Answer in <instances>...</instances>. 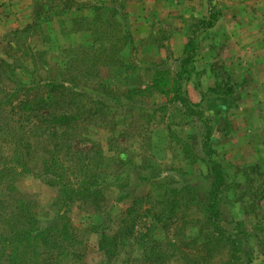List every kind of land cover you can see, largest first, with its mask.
<instances>
[{
    "label": "rangeland",
    "instance_id": "rangeland-1",
    "mask_svg": "<svg viewBox=\"0 0 264 264\" xmlns=\"http://www.w3.org/2000/svg\"><path fill=\"white\" fill-rule=\"evenodd\" d=\"M186 1L0 0V264L18 259L12 241L32 257L5 224L23 209L29 224H66L76 236L47 264H105L101 233L117 236L116 264H147L152 239L166 243L164 264H264V139L256 151L218 142L203 156L213 117L187 97L179 41L156 13L186 11ZM233 108L218 117L231 134L253 130L251 107ZM261 111L264 130V101ZM216 160L225 165L213 197L220 245L205 220Z\"/></svg>",
    "mask_w": 264,
    "mask_h": 264
},
{
    "label": "crops",
    "instance_id": "crops-1",
    "mask_svg": "<svg viewBox=\"0 0 264 264\" xmlns=\"http://www.w3.org/2000/svg\"><path fill=\"white\" fill-rule=\"evenodd\" d=\"M213 3L211 6L210 0H187L186 11L175 4L179 13L156 12L165 27L172 26V43L179 41L172 53L181 55L175 56L179 72L188 74L186 84H183L187 97L192 103L201 105L208 113L201 110L205 117H213L216 129L206 132L202 146L203 156L209 158L213 156L210 147L214 149L218 142L222 143V148L218 149L223 152L237 151L236 146L241 142V148L256 151L260 138L264 139V130H259L262 128L259 118L263 115L264 81H258V74L264 75V0H216ZM247 3L249 9L244 10ZM214 9L218 12L216 19L200 26L199 23L207 20ZM136 19L147 21L143 16ZM222 70L227 71L230 83L226 90L220 86ZM216 102L214 109L209 107L210 103ZM236 103L239 108L241 104L251 107L253 130L242 127L231 134V123L218 119L221 116L227 119L228 114L237 112L233 108ZM238 123L242 125L240 118ZM214 163L223 175L225 165L219 160Z\"/></svg>",
    "mask_w": 264,
    "mask_h": 264
},
{
    "label": "trees",
    "instance_id": "trees-1",
    "mask_svg": "<svg viewBox=\"0 0 264 264\" xmlns=\"http://www.w3.org/2000/svg\"><path fill=\"white\" fill-rule=\"evenodd\" d=\"M30 29V26L27 27V30ZM23 32V31H22ZM16 34V32H14ZM13 33V34H14ZM14 34V36H15ZM5 68H7L6 63L2 62L0 60V72H2V70H5ZM55 89H57L59 86L54 84L53 86ZM39 102H41V106L39 109H44V100L38 98L37 99ZM1 99H0V103H1ZM61 120H63V118H61ZM21 155V153H19ZM18 155V156H20ZM19 159V157L17 158ZM53 163L56 164V162L52 161ZM47 164V163H45ZM211 167L213 168V175H214V180L216 181V189L215 190H211V198H208V205L206 206L205 212H206V222L208 223V225L211 226L212 231L215 234V237H218V245H220V242H222L223 238V234H221V226L218 223V218H216V215L213 214V208L215 207V202L213 200V197L216 195L217 192H215L216 190H218V188L220 187V185L222 184V175L221 172L217 166V164L212 163ZM94 179H96L95 177H92ZM96 180H92L91 184H87L84 185L86 183H84L83 188L81 190V192L84 191V193L86 196L89 195L88 193V189L89 187H94L97 185V183L95 182ZM95 185H94V184ZM24 210V209H23ZM22 210V211H23ZM22 211H18L19 212V222L18 223H10L8 222V220H5V224H8V233L10 229H17V231L15 232L16 235V240L18 242H21L24 248H27L26 250L30 251L31 254V258H29L27 252L21 253L19 254L18 252V248L13 246V242H11V252L12 254H15L18 256V259H15L14 261H10L8 264H47L51 259L54 258V255H60V254H64L65 250L62 249V247L64 245H66L67 241V246H71L74 243V246H77L78 241L75 239L76 236L74 234H70L68 235L67 231H70V229L68 228V226L66 224H63L62 226H50V227H39L36 226V224L32 223L29 224V222L26 220V214ZM170 213L172 211H169ZM216 220H215V219ZM163 229L169 227V225H167L166 220L165 222H163L162 224ZM161 227V230H162ZM63 231V236H56L57 232ZM10 235V234H9ZM217 239V238H216ZM63 244H58V243H62ZM152 243V247L155 248L152 252L153 256L148 255V258L146 260V257L142 254L143 259L147 261V264H164L163 262L165 261V257L167 256V254L165 253V248H163L166 243H163L162 240H150L149 244ZM148 244V245H149ZM98 247L99 249H101V251L103 252L104 256H105V264H116V256L117 253L119 252L118 250L120 249V245L117 242V236L116 234H113V236H108L105 233H101L99 235L98 238ZM146 247L148 248V246L146 245ZM39 250L41 252H39ZM59 250V251H58ZM63 252V253H62ZM6 263V264H7ZM137 263H142L141 261Z\"/></svg>",
    "mask_w": 264,
    "mask_h": 264
}]
</instances>
